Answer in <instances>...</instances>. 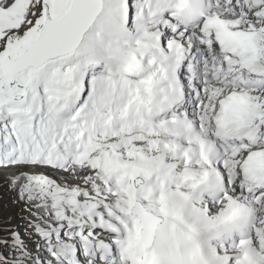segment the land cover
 Returning a JSON list of instances; mask_svg holds the SVG:
<instances>
[{
    "label": "snow or ice",
    "instance_id": "6c2138e0",
    "mask_svg": "<svg viewBox=\"0 0 264 264\" xmlns=\"http://www.w3.org/2000/svg\"><path fill=\"white\" fill-rule=\"evenodd\" d=\"M0 264H264V0H0Z\"/></svg>",
    "mask_w": 264,
    "mask_h": 264
}]
</instances>
